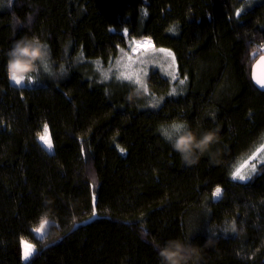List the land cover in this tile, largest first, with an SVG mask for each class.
Masks as SVG:
<instances>
[{"label":"trees","instance_id":"16d2710c","mask_svg":"<svg viewBox=\"0 0 264 264\" xmlns=\"http://www.w3.org/2000/svg\"><path fill=\"white\" fill-rule=\"evenodd\" d=\"M245 5L0 0V264H160V246L177 238L199 247V264H264V165L246 182L232 176L264 135V92L251 78L264 1ZM24 37L51 53L33 86L8 72ZM143 39L173 54L175 79L152 72L144 92L98 75L94 62L108 66ZM176 122L219 130L195 164L165 138Z\"/></svg>","mask_w":264,"mask_h":264},{"label":"clouds","instance_id":"9594fccd","mask_svg":"<svg viewBox=\"0 0 264 264\" xmlns=\"http://www.w3.org/2000/svg\"><path fill=\"white\" fill-rule=\"evenodd\" d=\"M50 50L37 38L24 37L15 42L8 52V72L12 77H19L20 84L35 77L50 61ZM15 81V80H13ZM218 129L194 131L184 122L170 126L165 138L181 156L185 164H195L205 153L211 151L217 142ZM224 231L236 232L235 222H225ZM160 264H199L200 249L196 245L177 239L165 241L159 250Z\"/></svg>","mask_w":264,"mask_h":264},{"label":"rangeland","instance_id":"374dc122","mask_svg":"<svg viewBox=\"0 0 264 264\" xmlns=\"http://www.w3.org/2000/svg\"><path fill=\"white\" fill-rule=\"evenodd\" d=\"M246 2L245 7L252 6L264 0H244ZM94 67L98 71L104 80H116V81H129L124 78H117L121 74L123 76H132L134 79L140 81L139 84L133 83L140 88L141 91L147 92L146 86L147 79L152 72H158L160 75L175 79L176 78V63L173 57V54L169 51H163L157 49L153 42L149 39L143 40H132L129 41L128 46L123 50L120 55L108 66H104L100 61L94 62ZM41 72H50V63L48 62L47 66L41 70ZM38 82L37 76L30 80H25L21 84H17L12 80V83L15 85H28L33 86ZM183 85L180 83L177 87V90H182ZM46 138H50L49 135H45ZM42 145L49 151H52V147L49 148L44 140L40 138ZM253 165H255V170L253 171ZM264 165V135L261 137L260 141L241 157L235 165L232 167V174L237 169L240 168L242 175H248L251 179L259 170L261 166ZM233 176V175H232ZM234 179V178H233ZM249 179L244 181L239 180L238 178L234 179L240 182H246ZM51 221H47L43 225V229L40 232L35 231L38 237H43L50 226ZM40 228V227H39ZM31 245L28 242L23 243L24 254L29 252L30 255L34 252V247H28ZM29 257V256H28Z\"/></svg>","mask_w":264,"mask_h":264},{"label":"snow or ice","instance_id":"6c2138e0","mask_svg":"<svg viewBox=\"0 0 264 264\" xmlns=\"http://www.w3.org/2000/svg\"><path fill=\"white\" fill-rule=\"evenodd\" d=\"M10 2H11V0H9V3H10ZM237 15H239V12H237ZM262 59H264V57H262ZM121 77L124 78V79H128L129 81H132L133 83H137V84L140 83V81H139L138 79H134V78H133L132 76H130V75H129V76H123V74H121V75L118 76L117 78H121ZM12 79L15 80V82H16L17 84H20V79H21V78H19V77H15V76H14V77H12ZM182 82H183V81H181V83H182ZM257 82L260 83L261 86H264V80H258ZM142 87H146V86H143V85H142ZM45 132L47 133V125H45ZM41 139L45 141V143L48 145L49 148L52 147L51 139H50V138H46V136H42ZM254 170H255V165H253V171H254ZM232 175H233V178H234V179L238 178V179L241 180V181H244V180L250 178L248 175H242V174H241V170H240V168H237V169L233 172ZM221 191H222V190H221L219 187H217V188L215 189L214 196H215V197H219V195L221 194ZM45 223H47L46 220L42 221L40 228H37L36 231H37V232L42 231V229H43V225H44ZM28 247L30 248V247H32V246L29 245ZM29 255H30V253L26 251V252H25V258L27 259Z\"/></svg>","mask_w":264,"mask_h":264},{"label":"water","instance_id":"95a60500","mask_svg":"<svg viewBox=\"0 0 264 264\" xmlns=\"http://www.w3.org/2000/svg\"><path fill=\"white\" fill-rule=\"evenodd\" d=\"M262 57H264V54L253 64L251 78L255 87L264 92V86H261V84L257 82L258 80H264V59H262Z\"/></svg>","mask_w":264,"mask_h":264}]
</instances>
